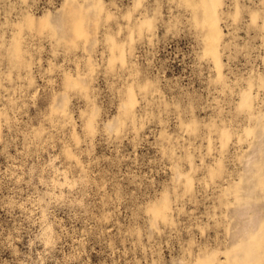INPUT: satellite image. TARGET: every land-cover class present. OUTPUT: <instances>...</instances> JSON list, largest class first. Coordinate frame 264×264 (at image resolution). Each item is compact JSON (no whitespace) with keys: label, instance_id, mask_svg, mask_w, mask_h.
<instances>
[{"label":"rangeland","instance_id":"1","mask_svg":"<svg viewBox=\"0 0 264 264\" xmlns=\"http://www.w3.org/2000/svg\"><path fill=\"white\" fill-rule=\"evenodd\" d=\"M0 264H264V0H0Z\"/></svg>","mask_w":264,"mask_h":264}]
</instances>
